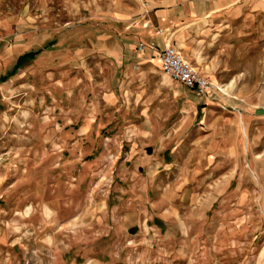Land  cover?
Wrapping results in <instances>:
<instances>
[{
	"label": "rangeland",
	"instance_id": "1",
	"mask_svg": "<svg viewBox=\"0 0 264 264\" xmlns=\"http://www.w3.org/2000/svg\"><path fill=\"white\" fill-rule=\"evenodd\" d=\"M200 1L243 8L172 36L141 0H0V264H264V0Z\"/></svg>",
	"mask_w": 264,
	"mask_h": 264
},
{
	"label": "crops",
	"instance_id": "2",
	"mask_svg": "<svg viewBox=\"0 0 264 264\" xmlns=\"http://www.w3.org/2000/svg\"><path fill=\"white\" fill-rule=\"evenodd\" d=\"M141 1L142 3L128 5V9L129 10L134 9V12L136 11V14H138V16H141L142 12L146 10L143 5L144 2L145 5L148 6L147 8L153 11L154 22L157 21V23L159 24L160 27H162L165 33L167 32L172 36L175 35L178 36L180 29L184 30L188 25L192 24L191 22H189L190 20L193 19L197 20L202 16H208L210 18L212 14L214 15L215 13L224 9L237 11L243 8L242 5H214L213 3L211 4L209 1L202 3L200 0L196 4L190 3L189 1L186 0H180V1L160 0V2L156 0H141ZM181 21H184L183 22L184 24L183 26H181L180 29H178L177 27L176 30H173L174 28L172 29L170 27L172 25H177L181 23ZM141 22L142 20L138 21V23L135 21L132 23V26L139 25ZM141 32L144 37L143 41L145 42L144 53H143L144 56H148L150 49L156 51L157 52L156 54H158L164 49L165 45L169 44L164 42L162 35H157V34L153 35L151 33L150 24H148V22H144L143 26H141ZM139 43L140 42H138L137 44ZM158 64L160 69L159 61Z\"/></svg>",
	"mask_w": 264,
	"mask_h": 264
},
{
	"label": "built area",
	"instance_id": "3",
	"mask_svg": "<svg viewBox=\"0 0 264 264\" xmlns=\"http://www.w3.org/2000/svg\"><path fill=\"white\" fill-rule=\"evenodd\" d=\"M143 46V43H139L137 49L142 50ZM158 59L162 73L184 88L195 92L196 95L204 96L217 89L215 85L198 74L175 46L166 45L164 50L158 53ZM218 90L220 91V88Z\"/></svg>",
	"mask_w": 264,
	"mask_h": 264
},
{
	"label": "trees",
	"instance_id": "4",
	"mask_svg": "<svg viewBox=\"0 0 264 264\" xmlns=\"http://www.w3.org/2000/svg\"><path fill=\"white\" fill-rule=\"evenodd\" d=\"M37 54H39V51H31L20 55L17 58L16 63L14 64L13 70L9 72L8 75H12L15 68L20 67L22 64H24L27 61L33 60ZM5 78L6 77H0V82L4 81Z\"/></svg>",
	"mask_w": 264,
	"mask_h": 264
},
{
	"label": "bare ground",
	"instance_id": "5",
	"mask_svg": "<svg viewBox=\"0 0 264 264\" xmlns=\"http://www.w3.org/2000/svg\"><path fill=\"white\" fill-rule=\"evenodd\" d=\"M225 90V89H224Z\"/></svg>",
	"mask_w": 264,
	"mask_h": 264
}]
</instances>
